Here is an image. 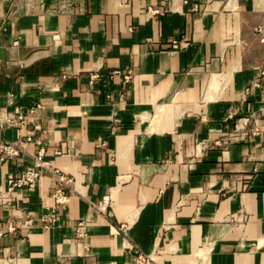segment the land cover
<instances>
[{
    "label": "crops",
    "instance_id": "1",
    "mask_svg": "<svg viewBox=\"0 0 264 264\" xmlns=\"http://www.w3.org/2000/svg\"><path fill=\"white\" fill-rule=\"evenodd\" d=\"M38 104L0 264H264V0H0V117ZM42 147L63 205L48 172L8 191Z\"/></svg>",
    "mask_w": 264,
    "mask_h": 264
},
{
    "label": "built area",
    "instance_id": "2",
    "mask_svg": "<svg viewBox=\"0 0 264 264\" xmlns=\"http://www.w3.org/2000/svg\"><path fill=\"white\" fill-rule=\"evenodd\" d=\"M159 12L158 10H156ZM187 43L182 41H174L173 48L178 50ZM98 75L94 74L92 79L97 78ZM127 80L131 78L130 74L126 75ZM43 108L41 104L32 106L26 111L16 109L14 114L4 115L0 117V130L5 127H17L19 129L18 138L15 141H6L0 134V165L7 159L19 157L26 150V146L33 140V137L37 131L43 130V124L41 121L36 119V112L38 109ZM233 115H231L232 117ZM23 126H28L27 133L23 135L20 130ZM257 130V129H256ZM246 135L245 132L240 134H234L233 138L238 140ZM229 139H226L228 143ZM44 172L50 173L52 177V196L55 199L57 205H63L69 201V194L65 188L68 185L70 179L63 173V171L45 159V148L42 147L37 154L34 156L33 168L24 170L16 175L9 177L8 179V191L13 192L18 188L34 189L42 180ZM105 203L109 202V199H105ZM0 205L4 207H15L7 196L0 193ZM40 220L43 222L45 227H51L59 222V214L57 207H52L49 212L44 214ZM34 224V219H26L22 222L23 227H29ZM8 231H15L16 225L13 222L8 223ZM82 229V223L79 225V232ZM3 230L0 229V234ZM82 233V232H80ZM154 258L151 255L139 253L134 259V264H152Z\"/></svg>",
    "mask_w": 264,
    "mask_h": 264
}]
</instances>
